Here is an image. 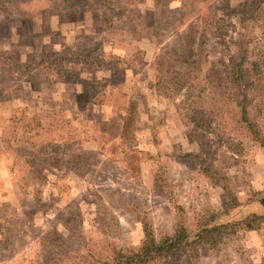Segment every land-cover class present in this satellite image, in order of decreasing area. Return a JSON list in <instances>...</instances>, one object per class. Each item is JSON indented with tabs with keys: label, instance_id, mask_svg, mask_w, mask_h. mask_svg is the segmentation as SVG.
Masks as SVG:
<instances>
[{
	"label": "rangeland",
	"instance_id": "rangeland-1",
	"mask_svg": "<svg viewBox=\"0 0 264 264\" xmlns=\"http://www.w3.org/2000/svg\"><path fill=\"white\" fill-rule=\"evenodd\" d=\"M259 138L264 0H0V264L261 213ZM147 264H264V226Z\"/></svg>",
	"mask_w": 264,
	"mask_h": 264
},
{
	"label": "trees",
	"instance_id": "trees-1",
	"mask_svg": "<svg viewBox=\"0 0 264 264\" xmlns=\"http://www.w3.org/2000/svg\"><path fill=\"white\" fill-rule=\"evenodd\" d=\"M259 139L264 148V140ZM257 203L263 209V212H253L236 222L218 223L210 220V223L195 233L189 232L185 226L180 224L172 235L157 238L151 227L146 223L144 225V239L138 247L119 248L114 251L113 257L103 264H147L158 261L175 250H186L196 241L214 243L218 241L226 228H231L234 231L239 229L258 230L264 226V191L259 193Z\"/></svg>",
	"mask_w": 264,
	"mask_h": 264
},
{
	"label": "crops",
	"instance_id": "crops-1",
	"mask_svg": "<svg viewBox=\"0 0 264 264\" xmlns=\"http://www.w3.org/2000/svg\"><path fill=\"white\" fill-rule=\"evenodd\" d=\"M3 194V193H2ZM2 194H0L1 198L4 199L5 197H2Z\"/></svg>",
	"mask_w": 264,
	"mask_h": 264
}]
</instances>
